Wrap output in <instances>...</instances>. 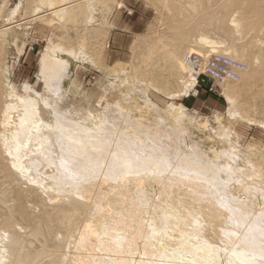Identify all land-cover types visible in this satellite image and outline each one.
Listing matches in <instances>:
<instances>
[{"label":"bare ground","instance_id":"obj_1","mask_svg":"<svg viewBox=\"0 0 264 264\" xmlns=\"http://www.w3.org/2000/svg\"><path fill=\"white\" fill-rule=\"evenodd\" d=\"M61 1L34 0L33 20L46 22V15H55L63 21H74L85 14V21L90 22L92 3H99ZM43 4L47 8L40 14ZM19 6L20 1L10 14ZM227 8L222 5L216 12L200 15L194 29L199 32L196 47L190 46L185 55L196 53L206 59L212 51L246 64L240 82H220L229 105L227 113L237 116L231 112L238 104L233 95L249 92L256 85L264 88V51L255 52L254 45L238 46L233 42L245 26L254 24L250 14L253 10L246 19L235 13L228 15ZM257 12L258 18H264V9ZM10 28L1 27L0 37ZM200 29L210 30L212 35L224 33L225 40L201 33ZM189 34L181 38L188 39ZM48 43L40 58V91L27 83L17 87L5 69L0 71V264H264V172L255 178L236 177L235 173L245 168L235 165L243 155L236 134L230 139V133L222 135L227 149H212V158L202 157L196 142L182 146L188 129L184 120L188 117L180 104L170 102L161 108L143 92L146 112L156 114L159 109L168 120L158 112L134 117L129 114L134 107L126 110L117 100L107 99L99 110L103 93L89 109L73 107L69 104L71 89L61 88V82L68 78L69 60L56 53L72 58L87 55L81 46L75 50ZM152 49L147 50V58H151ZM258 54H263L261 62ZM164 58L171 68L168 81L182 85L179 92L169 93L168 97L187 95L199 85H207L202 75L195 79L188 76L184 58L174 49L166 51ZM252 109L247 107L246 111ZM221 155L233 163H220ZM233 175L237 189L243 188L240 190L247 192V199L237 200L233 195L237 190L232 188L233 182L229 185ZM23 180L41 191L38 193H57L65 200L60 199L62 203L39 215L28 213L16 202L18 197L11 196L9 188L13 181ZM245 180L251 186L244 184ZM151 183L156 194L145 190ZM130 188L136 191L133 197V193L128 197ZM253 190L260 194L259 204L249 197ZM157 209L160 214L151 213Z\"/></svg>","mask_w":264,"mask_h":264},{"label":"rangeland","instance_id":"obj_2","mask_svg":"<svg viewBox=\"0 0 264 264\" xmlns=\"http://www.w3.org/2000/svg\"><path fill=\"white\" fill-rule=\"evenodd\" d=\"M19 1V8L11 15V10ZM59 1L62 2L61 0H56V2H58L57 4L60 3ZM65 1L69 0H64V2ZM96 1L99 3L95 1L94 4L92 3L93 9L92 11L90 10L92 19L90 22L85 21V14H80L74 21H63V19L58 16L46 15L45 22L40 19L33 20L35 16L32 17V14L35 13L34 7L36 6L34 0H3V2L0 0V29L1 27L3 29L5 27H11L4 33L5 35L3 34L4 37H0V67H2L0 71L5 69L7 75L17 87L23 83H27L40 91L43 87V83L37 79L39 64L41 55L45 51V47L49 44L48 42L53 43V45H61L62 47H73L75 50L81 46L83 47L84 54L87 55L81 57L82 59L65 57V55L60 52L56 53L60 57L69 60L67 69L68 78L61 82V88L63 90L68 88L71 89L72 92L69 99V104L71 106L89 109L91 106H94L96 99L104 94L105 98L101 100L100 108L97 109L100 110L107 99L109 102H111V100H117L124 108L126 107V110L134 107L129 110V112L131 111L129 114H132L134 117H139L141 114L151 116V112H154H146L144 109V102L141 100L144 96L161 108L167 107L170 102L177 105L180 104L184 107V110L186 109L185 113L188 117L184 120V124L187 125L184 126L188 129L186 128L187 130L181 141V143H183L182 146L188 144L192 145V142L193 144L196 142L194 145L197 147L200 145L198 149L201 156L203 157L205 155V157L212 158L214 155L213 152H210L212 149L218 152L228 148L226 139L222 135L228 132L230 135L227 136V138L230 139L231 136L234 137L233 133H235L239 141L238 150L241 155L243 151V155L236 159L235 165L238 167H245L240 172L238 171L235 173L237 175L236 177L241 175L247 178H255L260 175L261 172H264V88L256 85L249 92H238L233 95L238 104L231 108V112L238 113V115L230 116L227 113L229 105L222 94V87L220 88V86L223 85L220 83L212 85L208 82L207 85L199 88L197 87L188 92L187 95H180L175 98L168 97L167 94L169 93L179 92L182 85L177 83V81L172 82L171 79L170 82L168 81L171 68L164 58L166 51L174 49L179 53L181 59H183L190 46L196 47L194 41L196 34L199 32L194 29L196 21L198 18H201L200 15L216 12L222 5L228 6V15L235 13L239 18L249 19L248 16L251 14V17H253V19L255 18V20L252 19L254 22L252 25L254 26H245V31L243 30L242 32L243 34L239 36V38L233 40L235 45L249 44L251 47L254 45L253 51H264V18L260 16L258 18L259 13L257 12V10L264 9V0H217V2L215 0H210V2H208L209 0H165V2L167 1L166 5L164 4V0L162 2L161 0ZM192 2H195V6H192ZM185 3L188 6H186ZM1 4L4 6H1ZM162 4H164V7ZM43 5L44 6L40 7V14L47 8L46 4ZM199 5L201 7L200 9ZM166 6L167 8H165ZM193 7L195 8V12L191 9ZM249 10L253 11H250L249 14ZM7 17H10V19L6 20ZM245 24L247 23L245 22ZM204 32L209 36L216 37L218 40H225L224 33L213 32L212 35V31L202 29L201 33ZM185 33L190 34L189 38L184 40L181 38V35ZM217 34L218 36H216ZM192 35H194V37ZM80 39L85 41L81 43ZM149 47L153 48L151 58L146 57V52L149 50ZM178 49H180V51ZM196 50L205 51L202 48H196ZM211 52L212 51L209 52V55H212ZM262 55L263 54H258V60L260 62L263 58ZM235 61L242 64L246 69V64L244 62L239 60ZM180 76H182V73H180L179 77ZM241 79L242 74L240 80L235 82H240ZM208 87H211L212 90L206 89ZM114 92L116 93L115 96L113 95ZM143 92L144 96H142ZM91 101L92 103H90ZM60 104H63V102ZM247 107L253 109L247 112ZM157 112L159 115H162L164 119L168 120L164 112L159 109ZM157 112L153 114L157 115ZM121 120L122 119L119 118L118 122L120 123ZM121 126H124L123 123ZM200 147L203 149L201 148L200 150ZM202 150H204L205 153H203ZM245 154H247V156ZM248 156L250 157L248 158ZM221 157L219 158L220 163H233L231 160H228L229 158H226V162L225 157L223 155H221ZM220 159H224V161ZM245 160L251 163L248 165ZM234 177V175L231 176L232 180L229 181V185L233 182L231 184L232 188L235 186L237 189L239 186L238 182L234 181ZM14 182L15 181L12 183L10 182L9 188L11 190V196L13 198L18 197L16 202L21 203L25 210L33 215H39L43 210L50 209L54 205H57V203H62L61 201L65 200L57 193L49 195L43 192L42 194L38 193L40 190L30 183L27 184L24 180L19 183ZM246 183L251 186L250 183L252 184L253 182L250 179V183L249 180L244 184ZM154 186L155 185L152 183L150 185L146 184L145 190L149 193L151 192V195L152 192L156 194L157 189ZM234 189H231V193ZM240 189L244 190L241 187L235 190V192L238 191L239 194L233 191V195L237 196L238 199L235 198L237 200H243V198L247 199V192L244 191V194ZM129 190L130 192L127 191L128 194L130 193L128 197L132 193L130 197L135 196L136 191H133L135 189L130 188ZM250 192L251 196L249 197H253V202L259 204L260 199H258V195L260 194L255 190ZM53 195L55 199L57 198V201L59 200L58 202L54 199ZM63 195L64 194H62V196ZM49 196L53 197L55 200H51L53 204L50 198L48 199ZM151 213L158 215L160 214V210L157 209L155 212L151 210ZM175 235L176 233H174L173 236ZM170 241L173 242L172 239ZM171 242L169 244H171Z\"/></svg>","mask_w":264,"mask_h":264},{"label":"built area","instance_id":"obj_3","mask_svg":"<svg viewBox=\"0 0 264 264\" xmlns=\"http://www.w3.org/2000/svg\"><path fill=\"white\" fill-rule=\"evenodd\" d=\"M184 64L188 70V76L195 79L202 75L212 85L226 80L239 81L245 70L242 64L221 54H212L204 59L199 54L189 53L184 56ZM206 89L212 90L211 87Z\"/></svg>","mask_w":264,"mask_h":264}]
</instances>
